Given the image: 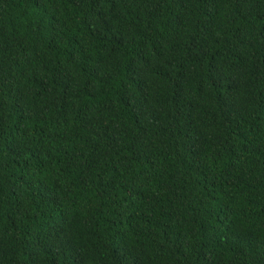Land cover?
<instances>
[{"label": "trees", "instance_id": "obj_1", "mask_svg": "<svg viewBox=\"0 0 264 264\" xmlns=\"http://www.w3.org/2000/svg\"><path fill=\"white\" fill-rule=\"evenodd\" d=\"M0 264H264V0H0Z\"/></svg>", "mask_w": 264, "mask_h": 264}]
</instances>
